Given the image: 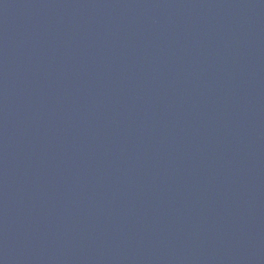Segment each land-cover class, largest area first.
I'll list each match as a JSON object with an SVG mask.
<instances>
[{"label": "water", "instance_id": "water-1", "mask_svg": "<svg viewBox=\"0 0 264 264\" xmlns=\"http://www.w3.org/2000/svg\"><path fill=\"white\" fill-rule=\"evenodd\" d=\"M0 264H264V0H0Z\"/></svg>", "mask_w": 264, "mask_h": 264}]
</instances>
